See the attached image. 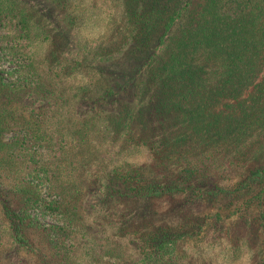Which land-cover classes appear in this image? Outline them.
I'll return each instance as SVG.
<instances>
[{
	"label": "trees",
	"instance_id": "16d2710c",
	"mask_svg": "<svg viewBox=\"0 0 264 264\" xmlns=\"http://www.w3.org/2000/svg\"><path fill=\"white\" fill-rule=\"evenodd\" d=\"M41 2L0 0V247L39 264H201L179 252L184 221L153 215L253 187L260 202L264 0ZM88 176L102 207L117 200L90 246L75 237Z\"/></svg>",
	"mask_w": 264,
	"mask_h": 264
},
{
	"label": "rangeland",
	"instance_id": "374dc122",
	"mask_svg": "<svg viewBox=\"0 0 264 264\" xmlns=\"http://www.w3.org/2000/svg\"><path fill=\"white\" fill-rule=\"evenodd\" d=\"M36 2L39 8L46 7L41 0ZM200 2L201 0H192L193 12L197 11ZM21 103L33 109L36 106L31 97L24 99ZM84 110L83 105L73 103L68 114L73 120H77ZM7 185L6 181L0 178V193L3 195L8 193ZM261 188L264 189V185ZM82 189L80 207L89 227L83 229L81 233H76V240L80 245L86 243L90 246L97 242L102 243L103 233L94 225L90 227L91 218L110 214L108 207L117 200L111 198L107 208L100 205L98 200L102 194L99 191V184L94 182V176L87 177L82 184ZM256 190L253 187L249 193L234 200L232 204L223 196H217L212 201L204 198L192 202L180 201L175 207L173 206V209L154 214L153 217H163V220L171 217L174 221L179 219L181 222L184 221L182 231L189 234L182 237L179 252L190 255L201 264H259L264 258V194L258 202L252 197ZM118 202L129 207L139 204L131 200ZM230 251H236L239 256L232 263H227L221 253L226 254ZM126 257H129L127 262H132L136 258L133 254H127ZM0 264H39V262L35 255L15 248L5 236L0 247Z\"/></svg>",
	"mask_w": 264,
	"mask_h": 264
}]
</instances>
